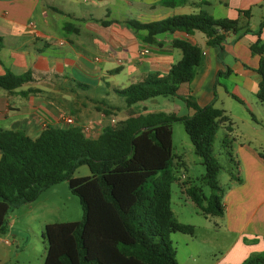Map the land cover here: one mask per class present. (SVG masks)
<instances>
[{
	"label": "crops",
	"instance_id": "0c3cea01",
	"mask_svg": "<svg viewBox=\"0 0 264 264\" xmlns=\"http://www.w3.org/2000/svg\"><path fill=\"white\" fill-rule=\"evenodd\" d=\"M172 2L177 4L171 7ZM131 9L147 14L149 20L142 23L203 10L215 19L238 21L251 32L231 35L222 49L209 46L201 32H168L147 44L142 40L146 33L126 25L137 17ZM245 11L251 13L249 20ZM263 24L264 0H0V76L9 71L33 77L13 92L0 89V131H21L36 139L48 127L80 128L87 138L97 139L130 117L193 116L182 100L188 96L202 108L213 104L225 110L251 130H264V104L257 98L260 56L251 52L264 41ZM175 40L201 48L194 80L181 85L178 96L127 105L116 91L149 75L166 76L182 58ZM145 47L150 52L143 56ZM228 69V76L218 78ZM69 117L74 124L65 122ZM230 139L240 141L232 147L236 167L226 185L220 183L225 213H196L202 219L186 223L194 226V236L173 234L180 264H243L264 252V146L240 130L234 134L233 129Z\"/></svg>",
	"mask_w": 264,
	"mask_h": 264
},
{
	"label": "trees",
	"instance_id": "16d2710c",
	"mask_svg": "<svg viewBox=\"0 0 264 264\" xmlns=\"http://www.w3.org/2000/svg\"><path fill=\"white\" fill-rule=\"evenodd\" d=\"M176 4L172 2L171 7ZM243 13L249 20L251 13ZM126 25L137 34L146 33L142 40L147 44L168 32H201L209 46L220 49L231 35L251 32L238 21L215 19L203 10L149 23L129 20ZM2 47L0 38V51ZM173 47L181 50L182 58L166 76L149 75L116 91L127 105L178 96L180 86L194 80L201 48L184 40H175ZM251 52L260 56L257 98L264 104V41L254 44ZM230 72H220L218 78ZM32 80L31 73L17 76L8 71L0 76V89L13 92ZM182 100L194 111L193 116L161 112L130 117L105 129L97 139L87 138L80 128L48 127L36 139L21 131H0V236L8 230L11 211L68 182L71 193L80 200L83 220L45 226L44 264H180L172 235L194 236L195 228L178 222L171 207L172 184L178 180L173 171L172 125H184L195 154L203 160V181L211 195L206 197L200 188L190 185L186 194L204 216L225 213V190L218 178L223 167L214 155L216 137L224 125L228 134L223 145L236 167L230 139L233 123L227 112L213 104L202 108L191 96ZM81 166H88L91 176L75 177ZM243 264H264V252Z\"/></svg>",
	"mask_w": 264,
	"mask_h": 264
},
{
	"label": "rangeland",
	"instance_id": "374dc122",
	"mask_svg": "<svg viewBox=\"0 0 264 264\" xmlns=\"http://www.w3.org/2000/svg\"><path fill=\"white\" fill-rule=\"evenodd\" d=\"M98 3V1H95ZM117 10H115L116 12ZM137 21L149 20L147 14L137 9H131ZM117 16V15H115ZM143 16V17H141ZM155 20V19H151ZM234 105L237 104L233 101ZM227 106L228 103H227ZM231 118V116L227 113ZM234 134L237 130L250 136L255 145L264 146V130H251L247 124L236 122L231 118ZM225 126H222L217 134L214 144V155L222 165L219 174V182L226 185L229 172L233 164L231 157L224 148ZM173 131V153L175 156L173 171L178 180L172 184L171 207L177 220L183 223H193L201 220L196 213L200 214L199 208L192 202L189 196L182 191L187 187L200 188L206 197H210L211 190L204 183L206 174L203 160L195 154L194 147L185 127L182 123L176 122L172 125ZM232 141V140H231ZM240 140L232 141V147L236 148ZM233 159H237L235 151L232 150ZM75 177L91 176L88 166L79 167ZM202 215V214H200ZM83 220V210L80 200L70 191L68 182L60 183L44 192L37 201L24 205L10 212L7 218V232L0 236V264H44L47 253V242L44 239V230L47 224L70 223ZM181 237V234H176ZM175 242L176 236H172Z\"/></svg>",
	"mask_w": 264,
	"mask_h": 264
},
{
	"label": "built area",
	"instance_id": "2783aa9c",
	"mask_svg": "<svg viewBox=\"0 0 264 264\" xmlns=\"http://www.w3.org/2000/svg\"><path fill=\"white\" fill-rule=\"evenodd\" d=\"M149 52H150V50H149V48L148 47H145L143 50H142V52H141V55H147V54H149ZM65 122L67 123V124H69V125H72V124H74V120H73V118H66L65 119Z\"/></svg>",
	"mask_w": 264,
	"mask_h": 264
}]
</instances>
